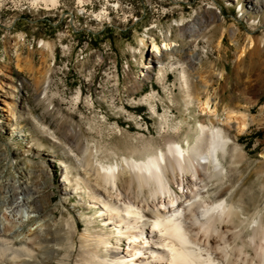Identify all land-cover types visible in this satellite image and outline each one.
<instances>
[{"label":"rangeland","instance_id":"rangeland-1","mask_svg":"<svg viewBox=\"0 0 264 264\" xmlns=\"http://www.w3.org/2000/svg\"><path fill=\"white\" fill-rule=\"evenodd\" d=\"M107 1L92 0L86 4L89 11L84 12L78 0H60L59 6L49 8L43 4L33 6L30 1L15 7L11 1L0 0V84L7 80L17 86V122L28 133L27 138H18L6 126L0 128V174L14 176L19 170L31 168L30 159L57 156L52 177L36 168L32 174L27 172L26 179L38 190L41 204L56 208L57 215L65 200V214L77 217L81 229L87 222L91 227H100L101 223L94 218V211L87 208L85 192L67 196L60 187L61 159L72 151L66 144V138L72 134L68 126L79 129L83 141L88 139L101 147L103 159L113 160L110 150L119 155L143 153L145 157L142 143L121 139L111 126L119 122L132 134L141 131L149 138L158 137L160 119L140 100L145 94L155 92L159 97L155 106L160 113L170 104L171 125L184 120L180 136L194 140L199 123L209 124L213 116L199 113L195 102L186 107L174 72H169L165 80L175 100L168 102L167 91L159 79L163 64H152L149 60L154 50L161 54L156 51L157 45L166 47L164 32L176 20L203 13L209 3H214L226 17V26L239 29L236 37L239 45L247 43L249 34L264 39V7L251 9L246 0H182L179 3L176 0H119L124 10L114 7L116 0ZM108 6L107 17L103 20L96 17L94 11ZM217 23L206 27L214 34V42L200 40L199 54L205 68L213 62L218 72L210 89L221 103L218 124L225 128L232 142L224 158L226 183L232 187L225 198L234 195V203L242 207L245 216H251L253 211L264 213V46L257 54L247 55L246 63L239 64L238 43L229 32L223 34L217 29L214 25ZM172 34L173 44L190 45L180 37L178 28ZM43 39L55 42L54 47L43 45ZM220 40L224 43L221 49L217 46ZM163 60L164 64L171 61L166 55ZM149 64L151 72L147 74ZM48 75L50 84L45 95L43 84ZM78 93L81 99L76 104L74 97ZM200 96L206 98L202 87ZM232 110L234 114L248 115L245 130H240L241 119L226 122L225 117ZM138 121L143 125L141 128ZM50 131L57 132L56 138ZM233 144L243 149L241 162L240 159L237 163L233 161ZM20 149L27 154L17 156L15 151ZM67 159L73 180L70 187L74 188L79 167L76 158Z\"/></svg>","mask_w":264,"mask_h":264},{"label":"bare ground","instance_id":"bare-ground-1","mask_svg":"<svg viewBox=\"0 0 264 264\" xmlns=\"http://www.w3.org/2000/svg\"><path fill=\"white\" fill-rule=\"evenodd\" d=\"M38 1L48 8L60 3V0H32L30 3L39 6ZM78 1L81 9L88 12L86 4L92 0ZM115 3L116 9L124 10L119 0ZM246 3L251 9L264 7L259 0H246ZM222 13L214 3H209L203 13L176 20V24L164 32L166 47L156 46L161 54L154 50L149 57L150 63L163 64L159 79L167 91L168 102L175 100L165 80L169 72H174L186 107L197 103L199 113L213 116L210 123H199L194 140L181 138L184 120L172 126L170 104L160 113L155 106L158 94L147 93L140 100L160 119L159 136L149 138L141 131L132 134L116 122L111 126L114 133L134 144L142 143L146 156L135 152L119 155L110 150L113 160L103 159L102 148L88 139L83 141L80 130L69 125L72 134L65 143L72 151L61 159L60 187L67 196L85 192L87 208L94 211L93 216L101 225L91 227L87 222L81 229L77 217L65 214V200H62L64 207L60 215L56 208L41 204L38 190L26 179V174H32L37 168L48 178L52 177L57 156L30 159L31 168L19 170L14 176L0 174V264H264V213L253 211L251 216H245L242 207L234 203V195L225 198L232 190L226 183L224 159L232 142L225 128L218 124L221 103L210 89L218 72L213 62L205 68L199 54L200 40L208 44L214 42V34L206 27L217 21L215 27L223 34L229 32L239 45L236 40L239 29L227 27ZM94 14L103 20L110 14V8L103 7ZM176 28L180 37L190 43L188 47L171 42L172 30ZM141 41L145 45L144 38ZM42 43L50 49L55 45L44 39ZM223 45L220 40L217 46L221 49ZM262 46L264 39L249 34L247 43L239 45L238 63H246L247 55L257 54ZM164 55L171 59L168 64H164ZM149 65L147 74L151 72ZM1 84L0 128L6 126L18 138H27L28 133L17 122V86L7 80ZM49 84L48 75L43 84L45 95ZM201 87L206 98L200 96ZM80 99L78 93L75 103ZM234 113L232 110L226 115V122L241 119L240 130H245L248 115ZM138 124L140 128L143 126L139 121ZM52 133L56 138L57 132ZM234 151L233 161L237 163L240 159L241 162L243 149L235 144ZM15 154L20 157L27 152L20 149ZM69 157L76 158L79 167L74 188L70 187L73 180ZM46 194L49 196L51 192Z\"/></svg>","mask_w":264,"mask_h":264},{"label":"built area","instance_id":"built-area-1","mask_svg":"<svg viewBox=\"0 0 264 264\" xmlns=\"http://www.w3.org/2000/svg\"><path fill=\"white\" fill-rule=\"evenodd\" d=\"M8 1H11L15 7H18V6H25V1H32V0H8ZM40 3L41 2H39L38 4H40Z\"/></svg>","mask_w":264,"mask_h":264}]
</instances>
